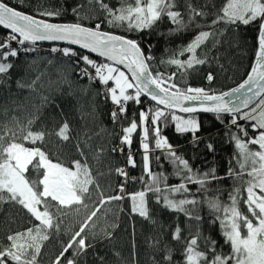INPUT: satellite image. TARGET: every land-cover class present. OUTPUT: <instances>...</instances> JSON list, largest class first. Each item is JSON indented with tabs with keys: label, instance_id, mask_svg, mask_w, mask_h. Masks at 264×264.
<instances>
[{
	"label": "snow or ice",
	"instance_id": "obj_1",
	"mask_svg": "<svg viewBox=\"0 0 264 264\" xmlns=\"http://www.w3.org/2000/svg\"><path fill=\"white\" fill-rule=\"evenodd\" d=\"M24 2L18 0L19 5ZM185 10L187 21L177 7V0H116L114 5L106 0H86V3L72 7L71 12L77 21H98L94 27H87L80 22H51L64 14L63 6L37 8L32 14L7 0H0V26L8 30L5 39L0 41V85L6 82L7 74L14 67L9 58H18L21 51H38L39 42H63L69 47H52L51 51L60 52L70 60L75 57V63L82 61L87 66L80 74L104 86L105 99H110L115 106L111 112L113 123L126 114L129 101L140 104L143 96L154 102L153 107L140 111L139 124L133 119L122 129L120 137V144L130 149L132 134L138 128L142 129V175L132 177L124 168H116V175L124 182L115 190L117 194L106 195L99 183V177L105 173L97 170L94 174L79 142L75 147L80 159L70 161H64L58 154H50L42 147L46 137L53 135L61 143L71 139L66 120L55 131L47 130L43 124L34 130L42 115L41 109L55 104L50 96L37 92L42 74L30 83L17 80V88L40 95V104L34 106L35 111L27 113L24 120L15 114L24 108L23 105L18 106L10 117L7 109L0 113L7 120H0V206L8 204L16 209L28 225L22 230H9L0 239V264H38L45 242L53 234H59L65 217L83 210V223L54 261V264H61V260L66 259V264H77L76 257L95 247L91 241L111 239L112 233L107 228L94 231V218L106 205L128 199L133 214L155 223L149 208V194L161 208L182 213L190 221H201L202 217L195 210L202 203L206 205L212 222L219 224L223 244L230 249L227 253L222 251V246L218 250V241L204 236L199 226L195 234L189 230L188 235L182 237V229L177 224L172 231V240L183 246L180 259H175L174 249L165 245L162 249L164 264H264V0H223L219 6L209 4L208 0L203 4L199 0H185ZM209 16L212 17L210 20L207 19ZM197 18L205 22L201 24ZM165 19L174 25L170 34L184 32L190 26L199 29L186 45L160 60L161 64L176 69L169 74L153 72L155 57L145 53L139 40L102 29L107 24L128 33H142L154 29ZM221 25L223 27H219ZM241 26H255L258 33L255 61L247 78L228 91L187 84L186 76L190 71L214 59L209 53L221 43L218 37L229 30H239ZM12 42L18 47L13 48ZM71 46L95 54L99 60ZM186 54V59L180 58ZM90 69L94 70V75ZM214 79L209 71L206 75L208 84ZM198 113H212L222 124L225 114L230 118L232 127L227 128L225 135L228 142L234 144L235 151L225 176H218L215 167L207 171L194 168L189 159L178 154L168 138L162 135L163 128L171 123L177 134L190 133L193 146H197L201 139L196 135L201 127ZM238 121L250 124L253 135L250 136L248 128ZM26 143L33 146L26 147ZM206 148L209 152L215 151L212 143H207ZM157 150L162 155L156 156L155 160L161 162L163 158L172 165V174L179 183L169 184L166 173L153 171L151 153ZM112 151L123 152L124 147ZM102 153L103 149L97 150L93 160L99 162ZM52 155L56 156L55 162ZM233 161L235 167H232ZM127 165L137 166L130 151ZM228 177L235 181L228 192V202H222L219 196L207 195L209 184ZM137 180L142 189L127 193L125 185ZM193 185L197 186V193L204 194L203 200L192 193ZM158 244L159 241H155L153 246ZM69 249L73 250L71 258L65 256ZM99 259L100 264H104L103 257Z\"/></svg>",
	"mask_w": 264,
	"mask_h": 264
},
{
	"label": "trees",
	"instance_id": "obj_2",
	"mask_svg": "<svg viewBox=\"0 0 264 264\" xmlns=\"http://www.w3.org/2000/svg\"><path fill=\"white\" fill-rule=\"evenodd\" d=\"M7 2H10L13 6H19L22 11L31 12L32 14H35L37 8L49 6L59 8L63 6L66 11L59 19L51 21L55 23L80 22L87 27H94L95 23L98 22L96 19L77 21L71 12L72 7L80 3H86V0H25L23 5H19L18 0H7ZM106 2L114 5L116 0H106ZM193 2H196V0H193ZM199 2L203 4L204 0H199ZM208 2L219 6L223 0H208ZM177 7L184 13V19L187 21L185 0H177ZM85 11H87V8ZM211 18L209 16L207 19L210 20ZM197 20L201 24L205 22L200 18H197ZM172 27L174 25H171L165 19L159 22L154 29L142 33H128L123 29L111 28L107 24H104L102 29L139 40L145 53H150L155 57L152 61L153 72L160 71L169 74L176 71V69L161 64L160 60L167 58L173 51L186 45L199 30L195 26H190L184 32L170 34V28ZM219 27H223V25ZM257 34L255 26H241L239 30L225 32L223 36L218 37L221 43L216 45L215 48H211L209 56L214 59H211L208 64L196 66L195 71H190L186 76L187 84L193 87H204L205 89L212 88L216 91H228L237 87L247 78L255 61ZM5 36L6 33L0 28V41H3ZM210 45L211 42H209V47ZM36 47L38 49L36 52L24 53L21 51L18 58H9L14 67L7 74L8 79L6 82L0 85V113L7 109L10 117L18 106L23 105L24 108L15 114L21 120H24L27 113L35 111L34 106H39L40 95L50 96L55 104L47 105L41 109L42 115L34 126V130L43 124L47 130L55 131L66 120L70 125L71 139L68 142L61 143L53 135L46 137V143L42 147L50 154L56 153L62 160L70 161L80 159L75 147L76 143L79 142L81 147L85 149L89 163L93 166L94 174L97 170L105 173V175L99 177V183L105 189L106 195L117 194L115 190L124 181L123 178L116 175V168H124L129 176L137 178L143 173V153L140 146L141 129L138 128L132 134L130 149L123 146L124 154L129 151L132 153L137 165L135 168L127 165L128 154L120 157L112 149L120 144L122 129L128 126L133 119L139 124L140 111L148 110L154 104L143 97H141L142 102L140 104L129 101L126 114L120 117L118 122L113 123L111 112L114 105L110 99H105L103 85L80 74L81 70L87 67L82 61L77 64L75 63L76 58L70 60L60 52H52L50 47ZM209 71L215 77L212 84H208L206 80ZM90 73L93 74L94 70L90 69ZM37 75H41L37 86V92L40 95L33 94L28 89L17 88V80L30 83ZM177 80L183 86V82L180 81L179 77ZM197 116L201 125L200 131L196 134L201 137L197 146H193L190 133L177 134L174 125L171 123L163 128L162 135L168 138L178 154L189 159L194 168L207 171L209 168L215 167L218 176H225L229 168V161L235 151L234 144L229 143L228 137L225 135L227 128L232 127L229 123L230 118L224 116V123L222 124L215 116ZM0 120L7 122L3 115H0ZM238 122L248 128L250 136L253 135L250 124L245 121ZM233 131H235L234 127ZM85 142L87 147H85ZM207 143L213 144L214 152L207 150ZM25 146L32 147L33 145L26 143ZM100 149H103V153L99 162H97L93 160V154ZM158 155H162L158 150L151 153L153 171L166 173L169 177V184L179 183V179L172 174V165L164 162L163 158L161 162L155 160ZM51 158L54 162L56 161L55 155H52ZM232 167H235L234 161ZM109 170H111L110 174ZM33 175L35 174L33 173ZM234 183L235 181L230 177L213 181L208 185L207 195L219 196L221 201L226 203L228 202V192L231 191ZM130 184L131 188L126 189L127 193L142 189L139 180ZM196 187L195 185L191 186L192 193L198 199L203 200L204 194L197 193ZM149 208L155 223L133 214L131 212V201L128 199L119 202L114 201L102 208L97 217L94 218L96 221L94 231L99 232L101 228H107L112 233L111 239L91 241L95 244V247L89 248L86 254L76 257L77 264H100V257H103L104 264H164L162 249L165 245L174 249V258L179 260L183 246L172 240V231L177 224L182 229V237L187 236L189 230L195 234L197 226H199L204 236H210L218 241V250H221L222 246L223 252L230 251L229 247L223 244L219 224L212 222L213 217L203 203L195 210L202 217L199 222L188 220L182 213H175L161 208L155 203L151 194H149ZM84 218L85 212L83 210L79 213L73 212L65 217L59 234H53L49 241L45 242L41 255L38 257V264H54L62 248L67 245L74 232L79 230ZM111 225H118V227H110ZM26 227L28 225L24 222V217L16 209L8 204L0 206V239H3L9 230L18 231ZM155 241H159V244L154 247L153 243ZM72 255V249H69L65 254L68 258H71ZM61 264H66V259H62Z\"/></svg>",
	"mask_w": 264,
	"mask_h": 264
},
{
	"label": "water",
	"instance_id": "obj_3",
	"mask_svg": "<svg viewBox=\"0 0 264 264\" xmlns=\"http://www.w3.org/2000/svg\"><path fill=\"white\" fill-rule=\"evenodd\" d=\"M0 28L7 34L8 30H4L2 28V26H0ZM37 46H44V47H50V48H52V47H60V48L69 47V45H67V44H65L63 42H39L37 44ZM71 47L75 48V50H77L78 52H82L83 54L90 55L91 58L99 59L95 54H89L85 50L79 49L78 46H71ZM143 98L149 100L150 102H152L154 104V102L151 101L150 98H147V97H143ZM181 115H186V114H181ZM196 115H210V116H214V114H212V113H198ZM224 116H228V115L225 114Z\"/></svg>",
	"mask_w": 264,
	"mask_h": 264
},
{
	"label": "built area",
	"instance_id": "obj_4",
	"mask_svg": "<svg viewBox=\"0 0 264 264\" xmlns=\"http://www.w3.org/2000/svg\"><path fill=\"white\" fill-rule=\"evenodd\" d=\"M11 46H12L13 48H16V43H15V42H12ZM43 47H44V46H43ZM72 59L74 60L75 57H72ZM92 75H94V73H93ZM114 107H115V106H113V109H114ZM122 135H123V133H121V136H122ZM120 147H123V146H122L121 144H119L116 148H120ZM116 153H117L120 157H122V156L124 157V155H127L129 152H128L127 154H126V153L124 154L123 152H119V151H117ZM132 177H134V176H132ZM130 183H131V182H128V183L125 185V188H126V189H128V188L130 189V188H131V184H130Z\"/></svg>",
	"mask_w": 264,
	"mask_h": 264
},
{
	"label": "rangeland",
	"instance_id": "obj_5",
	"mask_svg": "<svg viewBox=\"0 0 264 264\" xmlns=\"http://www.w3.org/2000/svg\"><path fill=\"white\" fill-rule=\"evenodd\" d=\"M181 59H186L187 58V54L185 55V56H183V57H180ZM141 131H142V129H141Z\"/></svg>",
	"mask_w": 264,
	"mask_h": 264
}]
</instances>
